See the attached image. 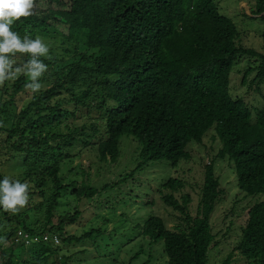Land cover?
<instances>
[{
	"label": "trees",
	"instance_id": "trees-1",
	"mask_svg": "<svg viewBox=\"0 0 264 264\" xmlns=\"http://www.w3.org/2000/svg\"><path fill=\"white\" fill-rule=\"evenodd\" d=\"M250 8L251 16L264 24V0H254ZM11 29L21 37H50V45L48 57H40L48 69L39 92L24 87L28 82L24 75L0 87V180L7 176L23 183L25 179L32 189L18 213L0 207L4 241L0 264H67L105 253L115 258L127 242H134L131 233L137 231L148 238L150 257L153 246L161 245L165 264H215L220 255L227 257L217 264H235L239 259L244 264H264V134L259 133L264 102L253 111L244 98L252 88L264 97L260 86L264 46L258 51L238 43V28L215 0H49L48 7L15 21ZM244 56L253 62L241 69L240 83L247 85L242 95L231 90L230 77ZM28 58L20 53L13 57L16 65ZM22 94L27 99L19 106ZM209 130L216 132L208 136L209 147L215 145L217 135L223 141L216 157L236 161V196L261 199L250 205L245 222L225 223L227 217L240 215L242 208L232 207L224 216L213 217L229 191L210 161L204 179L196 185L170 172L159 185L149 184V191L158 197L137 200L134 207L139 209L162 200L165 208L172 209L168 220L173 225L155 210L148 211L143 221L122 212L117 218L123 225L129 222L131 232H123L113 244L105 243L116 237L115 230L84 229L86 209L89 220L100 211V205L91 202L101 190L102 195L120 189L123 181L131 179L136 186L130 190L142 186L144 179L138 173L148 166L174 169L190 156L188 146L201 143ZM127 136L134 137L140 149L133 169L120 178L100 188L90 181L77 185L64 179L62 164L79 149L98 144L100 159L115 163ZM250 144L259 152L244 164L237 148ZM7 160L12 171H24L2 172ZM70 191L75 200L68 202ZM133 193L126 200L120 194L112 200L107 197L106 205L121 208L138 199L140 194L132 197ZM25 233L41 240L27 245ZM47 233L52 234L51 241L42 239ZM222 241L233 248L226 253ZM144 252L142 245L126 264Z\"/></svg>",
	"mask_w": 264,
	"mask_h": 264
},
{
	"label": "rangeland",
	"instance_id": "rangeland-1",
	"mask_svg": "<svg viewBox=\"0 0 264 264\" xmlns=\"http://www.w3.org/2000/svg\"><path fill=\"white\" fill-rule=\"evenodd\" d=\"M215 2L219 6V10L221 13L227 15L230 17V19L235 23L236 27L238 28L240 32V38L238 40V43H242L243 45L247 47H252L257 49L258 51H263V31H264V24L259 18L252 17L250 12L251 8L250 6L254 2V0H215ZM49 0H35V8L36 9H44L48 7ZM67 27V26H66ZM44 42L47 45H50V37L39 35ZM253 59L244 56L238 63H236L233 67L231 77H230V83L232 82L231 90H234L237 93H240L244 95V88L247 85H241L240 83V77H241V69L247 64L252 63ZM261 91L264 94V84L260 85ZM235 88V89H234ZM244 98L246 102L251 106L253 111L255 109L261 108L263 106L264 97H262L261 93L257 92L255 93L254 88L250 90V92L246 95H244ZM27 97L26 94H22L18 97V105L21 106L25 103ZM207 146L204 144H198L194 143L190 145L189 151L192 155L191 160L194 161L191 166L190 161L187 162V166H184L182 164H179L174 167V169H171V167L165 166L164 168L161 166H148L145 167L139 171L138 175L141 177V179H144L143 185L140 184L138 187H136L134 190H130L134 184L132 183V180H129L127 182L123 181V183L120 186V189H116L114 191L105 192L101 195L102 190L100 191V194L96 196V198L91 202L94 201L100 205V211L94 215L91 216V219L87 217L89 214V210L86 209V212L83 213L86 216L85 221V227L84 229L87 230L90 227H99L102 226L105 230L111 231L115 230L113 234L116 236L112 239H110L105 244H113L117 243L115 240L117 238H120V235L123 232L129 233L131 232L129 229V222H126L125 225L121 223V221L117 218L118 214L122 212H126L130 216L133 217V219H138L143 221L144 217L146 216V213L148 211L153 212L154 210L157 213H163L168 221V225H173V222L171 220H168L169 212L172 211L170 207L165 208V205H163L162 200H157L158 205H155L152 207L151 205L146 206L145 208H137L134 207L136 204H139L137 200H146V199H153L157 197V193L154 190L149 191V184L156 186L161 183V181L168 177L170 172L173 174L170 175H184L187 177V179L190 181V183L195 184L197 181L203 180L205 177V164L207 161L210 160V158L213 155H216L219 147L213 146L209 147V140L206 139ZM215 145H221V142L218 137H216ZM140 149V145L137 142V140L132 136H127L123 140H121L120 144V155L118 161L115 163H107L106 161H102L99 157L98 153V144L90 145L86 148L79 149L77 154L74 158L69 161L68 159L65 160L66 164H62V174L65 180L71 181L74 180L77 182V185L81 184L82 182L90 181L92 185L97 186L98 188L102 187L105 183L111 182L113 180H116L121 177L122 174L126 173L127 171H130L133 169L136 163V156L138 155V151ZM196 159H201L199 163H197ZM69 161V162H68ZM162 164L167 163L165 160H160ZM10 161L7 160V165H4L1 168V171H12L11 168H9ZM9 166V167H8ZM90 168L89 173H84L83 170L86 168ZM193 169L192 173H184L183 170L186 169ZM235 167L233 166L232 162H228L226 159H220L216 158L215 161V169L216 173L221 178V183L224 184L226 189L229 191V195L223 202L218 203V209L217 214L214 213V218H220L224 216L232 207H235L236 209H243L242 213L238 216L231 215L227 217L226 224L231 223V221L236 222H245L248 219V210L250 208V205L254 202L255 198H241V196L237 197L238 189L236 188V172ZM20 171L23 172L24 168L18 170L12 171L13 173H18ZM179 173V174H177ZM66 174V175H64ZM155 174H159L157 176H154ZM190 189V188H189ZM130 192H134L132 197H137L135 200H130L129 204H125V206L117 209L110 208L108 204L109 202L106 200V198H110L111 200L114 199L116 195H121V197L126 200V195ZM194 198H196L195 193L193 192ZM86 196L84 195V198ZM240 198L239 201H235L236 199ZM68 202L75 200V194L70 191V194L67 196ZM92 197H90V200ZM75 203V202H73ZM125 203V202H124ZM130 206V207H127ZM84 212V207H80ZM153 209V210H152ZM195 209V206L193 207ZM91 213V212H90ZM95 216V217H94ZM94 217V218H93ZM107 219L108 222L106 221ZM106 223V224H104ZM131 237H134V242L131 243L130 241L127 242L123 246L121 250H119V253L115 256V258H112L109 256V254L105 253V255L99 258H96L94 256H90L87 261L85 262H78L69 260L67 264H126L129 262V259L139 250V248L143 245L146 248V252H144L139 258L134 259L131 264H165L166 263V256L162 254L161 251V245L156 244L153 246V256L150 257L149 253L151 251V245L149 244L148 238H143L139 236L138 231L132 232ZM127 239L123 242L125 243ZM221 247L224 250H227L226 253L233 248V244L230 245L226 241L221 242ZM103 249V248H101ZM148 251V252H147ZM99 253L101 254V251L99 249ZM90 254V252H89ZM63 255V253H61ZM66 256H72L73 254ZM237 255V252L235 253ZM226 255H220L214 260V263L217 264L218 261H221V257H225ZM227 257V256H226ZM150 259V260H149ZM61 261L58 262L60 264ZM235 264H244L242 259H239Z\"/></svg>",
	"mask_w": 264,
	"mask_h": 264
},
{
	"label": "clouds",
	"instance_id": "clouds-1",
	"mask_svg": "<svg viewBox=\"0 0 264 264\" xmlns=\"http://www.w3.org/2000/svg\"><path fill=\"white\" fill-rule=\"evenodd\" d=\"M34 8L35 0H0V87H2L8 80H15L20 75H24L28 81L24 85L26 89L30 90L32 93H37L42 89L40 79L47 71L48 66L40 59V57H48V45L39 36L35 39L31 38L28 34L21 37L19 33L11 29V26L15 21L31 16ZM16 53L26 55L29 58L22 65H16L15 60L13 59ZM256 122L257 119L253 124H256ZM260 131L259 133L264 134V125L261 127ZM213 133L216 134L215 130H209L201 143L194 141L190 145L194 143L204 145L207 144L206 139L209 140L208 136ZM216 137L219 138L218 135ZM219 140L221 145L214 146H218L220 149L223 147V141L220 138ZM211 143L212 142L209 140V145H211ZM190 145L187 148V152L189 153ZM258 152V147L255 144H250L248 147L237 148L238 159H240V162L244 164ZM217 154L219 153L217 152ZM216 155H213L207 163L211 161L215 167L213 158H215V161L216 158H220L226 159L228 162H232L233 166L236 167V161L234 159L229 156L216 157ZM191 158L192 155L190 153L188 159L182 160L179 164L187 166V162H189ZM196 160L197 163L201 161V159ZM193 162L194 161L191 160L189 166H191ZM168 167H171V165H168ZM21 181H23V183L19 180H13L7 176H5L3 180H0V207H2L5 211L15 214L27 205L29 199L28 192L29 189L31 191L32 189L29 188L31 186L28 184V180L24 179ZM258 200L255 199L253 203ZM18 233L20 234L21 232ZM46 235L47 236L42 237V239L44 241H51L52 234L47 233ZM53 237L55 242L59 241L58 236L54 235ZM24 239L27 245L41 240L38 235H35L30 239L27 233L24 234ZM0 242H4L2 237H0Z\"/></svg>",
	"mask_w": 264,
	"mask_h": 264
}]
</instances>
